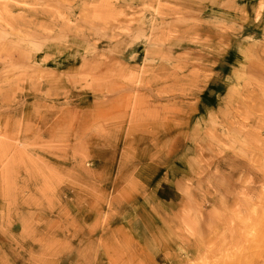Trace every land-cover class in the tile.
Returning <instances> with one entry per match:
<instances>
[{"label":"rangeland","instance_id":"rangeland-1","mask_svg":"<svg viewBox=\"0 0 264 264\" xmlns=\"http://www.w3.org/2000/svg\"><path fill=\"white\" fill-rule=\"evenodd\" d=\"M263 243L264 0H0V264Z\"/></svg>","mask_w":264,"mask_h":264},{"label":"bare ground","instance_id":"bare-ground-1","mask_svg":"<svg viewBox=\"0 0 264 264\" xmlns=\"http://www.w3.org/2000/svg\"><path fill=\"white\" fill-rule=\"evenodd\" d=\"M255 151H256V150H255ZM254 156H255V155H254ZM256 157L258 158V156H257V155H256ZM261 206H262V205H261ZM260 214H261V213H260ZM261 219H262V218H261ZM259 220H260V219H259ZM260 223H261V222H260ZM259 225H261V224H259ZM244 226H245V225H244ZM247 228H248V227H247ZM247 228H246V229H247ZM246 240H247V239H246ZM263 244H264V243H263ZM250 249H251V248H250Z\"/></svg>","mask_w":264,"mask_h":264},{"label":"crops","instance_id":"crops-1","mask_svg":"<svg viewBox=\"0 0 264 264\" xmlns=\"http://www.w3.org/2000/svg\"><path fill=\"white\" fill-rule=\"evenodd\" d=\"M167 200H168L169 203H171V201H172V200H170V198H169V199L167 198ZM173 200H174V199H173Z\"/></svg>","mask_w":264,"mask_h":264}]
</instances>
